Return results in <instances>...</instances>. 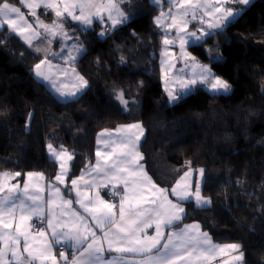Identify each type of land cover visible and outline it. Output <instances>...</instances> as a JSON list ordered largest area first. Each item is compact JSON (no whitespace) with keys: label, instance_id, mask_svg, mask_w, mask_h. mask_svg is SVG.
Returning <instances> with one entry per match:
<instances>
[{"label":"trees","instance_id":"16d2710c","mask_svg":"<svg viewBox=\"0 0 264 264\" xmlns=\"http://www.w3.org/2000/svg\"><path fill=\"white\" fill-rule=\"evenodd\" d=\"M124 5L132 16L119 26L69 24L85 48L75 66L87 83L72 99H60L36 76L41 54L7 26L0 30V171H40L53 181L59 165L49 153L52 143L73 153L70 180L93 164L99 132L141 122L143 162L159 186L169 189L187 169H204L203 195L211 204L185 202L182 222H198L217 243L239 244L243 264H264V0L189 46L194 60L210 63L232 92L200 84L174 103L161 79L159 6ZM63 44L56 40L54 51Z\"/></svg>","mask_w":264,"mask_h":264},{"label":"crops","instance_id":"0c3cea01","mask_svg":"<svg viewBox=\"0 0 264 264\" xmlns=\"http://www.w3.org/2000/svg\"><path fill=\"white\" fill-rule=\"evenodd\" d=\"M125 1L42 0L28 6L20 0L26 10L0 0V30L7 26L41 54L36 76L55 91L54 85L60 99H72L87 85L75 66L85 48L74 32L63 37L65 43L54 51L55 28L67 32L75 30L70 23L90 28L98 21L109 29L114 27L110 21L131 18ZM150 1L160 8L155 21L164 40L172 46L186 45L187 51L253 2ZM53 8L63 10L62 23L53 20ZM68 78H75L77 87L67 85ZM145 134L141 122L102 130L93 164L70 180L73 153L52 143L51 157L58 165L61 157L65 162L53 181L40 171H0V264H61L58 243L67 246V264H243L244 254L236 243H217L198 222H182L185 202L194 201L199 207L211 204L203 195L204 169H187L169 189L159 186L143 162ZM67 186L71 195L65 194ZM111 186L118 189L117 201L106 196ZM33 222H40V227L34 229Z\"/></svg>","mask_w":264,"mask_h":264},{"label":"rangeland","instance_id":"374dc122","mask_svg":"<svg viewBox=\"0 0 264 264\" xmlns=\"http://www.w3.org/2000/svg\"><path fill=\"white\" fill-rule=\"evenodd\" d=\"M21 1L26 2L28 6H33L37 4V1L41 2L42 0H21ZM51 12L54 14L53 20L57 23H62L61 19H64L63 10L59 8H53ZM242 12L240 14H242ZM129 20H130V16L126 21H122L120 23L119 22L117 23V21H114V20L110 22L114 27H116V26H119L121 24L128 22ZM157 23L159 24L158 20H157ZM162 25L164 26V24ZM55 32L58 36L56 38L57 40L62 39L63 37L70 38L74 34H76L79 42L81 43L79 35L77 31H75L74 29L64 32V30H58V28H55ZM63 43L65 42L63 41ZM186 48H188L186 47V45L172 46L168 41H165V40L163 41V47L160 53V66H161V72H162L161 79H162L163 87L166 91V94L168 98L170 99V102L174 103L179 100L180 97L176 98L175 96V94L179 95L180 93L179 90L183 91V94L185 96L189 94L195 88V86L200 85V84L203 85L207 90H209L212 93L227 94V93L232 92V84L227 79L218 75L213 70L210 63L202 64V63L195 61L194 56L191 55V53L187 51ZM187 54L190 56V59H187V56H186ZM67 80H68L67 85H70V86L74 85L75 87H77V80L75 78H68ZM53 88L55 89V92L58 93L54 85H53ZM62 161H63V158L61 157V160H59L60 164L58 167V172L64 169L63 167L65 166V162H62ZM69 167H71V165ZM237 245L240 247L239 244Z\"/></svg>","mask_w":264,"mask_h":264},{"label":"built area","instance_id":"2783aa9c","mask_svg":"<svg viewBox=\"0 0 264 264\" xmlns=\"http://www.w3.org/2000/svg\"><path fill=\"white\" fill-rule=\"evenodd\" d=\"M179 95H181V92L179 93ZM106 194H107L108 198L112 201H117L119 198L118 189L115 186H111L108 189H106ZM32 227L34 229H38L40 227V222H33ZM56 247H57L58 253L60 254V256L63 259L61 264H67V256H68L67 246L65 244L58 243V244H56ZM210 264H221V263H220V261H214Z\"/></svg>","mask_w":264,"mask_h":264},{"label":"water","instance_id":"95a60500","mask_svg":"<svg viewBox=\"0 0 264 264\" xmlns=\"http://www.w3.org/2000/svg\"><path fill=\"white\" fill-rule=\"evenodd\" d=\"M126 106H127V104H126ZM128 110H126V109H124V112H127Z\"/></svg>","mask_w":264,"mask_h":264}]
</instances>
